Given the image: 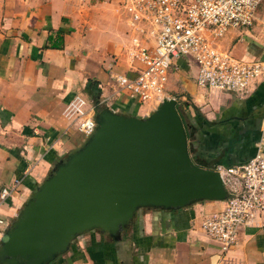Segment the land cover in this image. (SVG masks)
Instances as JSON below:
<instances>
[{"label": "crops", "instance_id": "0c3cea01", "mask_svg": "<svg viewBox=\"0 0 264 264\" xmlns=\"http://www.w3.org/2000/svg\"><path fill=\"white\" fill-rule=\"evenodd\" d=\"M254 30L231 31L222 48L238 59L262 58L264 44L248 39ZM127 32L117 3L0 0V193L15 190L0 202V245L55 165L89 139L68 128L70 104L113 97L116 76H134L124 53ZM178 65L171 94L202 112L190 116L195 164L214 171L253 158L264 146V82L243 94L208 91L197 86L194 66ZM110 105L115 113L149 115L126 95ZM223 206L204 201L177 210L141 209L118 239L89 232L51 264H264V221L243 230L226 253L203 231L204 215Z\"/></svg>", "mask_w": 264, "mask_h": 264}, {"label": "water", "instance_id": "95a60500", "mask_svg": "<svg viewBox=\"0 0 264 264\" xmlns=\"http://www.w3.org/2000/svg\"><path fill=\"white\" fill-rule=\"evenodd\" d=\"M178 104L166 99L144 118L101 110L94 134L55 165L2 236L0 264H51L95 230L118 239L144 208L225 201L220 173L191 157Z\"/></svg>", "mask_w": 264, "mask_h": 264}, {"label": "built area", "instance_id": "2783aa9c", "mask_svg": "<svg viewBox=\"0 0 264 264\" xmlns=\"http://www.w3.org/2000/svg\"><path fill=\"white\" fill-rule=\"evenodd\" d=\"M108 1L117 2L125 17L124 53L134 73L132 77L116 76L118 89L113 97L126 95L150 114L166 99H177L169 85L181 60L196 68V84L201 89L243 94L255 83L264 82V59H238L221 46L231 31H249L260 23L264 0ZM113 97L91 103L76 98L69 106L68 128L90 138L97 128L98 112L112 110ZM214 171L220 173L228 198L221 209L204 215L202 229L226 253L238 244L243 230L260 227L264 221L263 144L249 161L230 167L218 165ZM14 192L4 188L0 202Z\"/></svg>", "mask_w": 264, "mask_h": 264}, {"label": "rangeland", "instance_id": "374dc122", "mask_svg": "<svg viewBox=\"0 0 264 264\" xmlns=\"http://www.w3.org/2000/svg\"><path fill=\"white\" fill-rule=\"evenodd\" d=\"M103 2H106V3H109V4H114V3H117V2H111V1H108V0H106V1H103ZM264 13H261V20H260V23L259 24H257V25H255V27L253 28V29H255L253 32H252V34L255 36V38H248L249 40H256V42H258L259 44H264ZM175 73V72H174ZM170 86V85H169ZM205 90H208V89H205ZM208 91H211V90H208ZM182 97V95L181 94H179V96H177V99H178V101L179 102H181V104H182V112L184 113V115L186 114H188V116H189V118H190V116L191 115H195L197 118L198 117H200L199 115H201L202 114V112L201 111H199L198 109H195L192 105H191V103H189V100L186 98V99H180ZM100 112V111H99ZM98 112V113H99ZM188 112V113H187ZM193 113V114H192ZM151 114V113H150ZM149 114V115H150ZM148 116V115H147ZM146 116V117H147ZM187 119L188 121H189V123L191 122V120L190 119ZM198 122V121H197ZM193 132H192V134H191V136H190V141H192L193 140Z\"/></svg>", "mask_w": 264, "mask_h": 264}, {"label": "trees", "instance_id": "16d2710c", "mask_svg": "<svg viewBox=\"0 0 264 264\" xmlns=\"http://www.w3.org/2000/svg\"><path fill=\"white\" fill-rule=\"evenodd\" d=\"M177 108H178V112H179V114H180V116H181V118L183 120L185 129H186V132H187V135H188V140H189L190 139V136H191V134H192V132L194 130V127L191 124V122L189 123V121L187 120L189 118L188 114L187 115L186 114L184 115V113L182 112L183 110H182V104H181V102H179Z\"/></svg>", "mask_w": 264, "mask_h": 264}]
</instances>
